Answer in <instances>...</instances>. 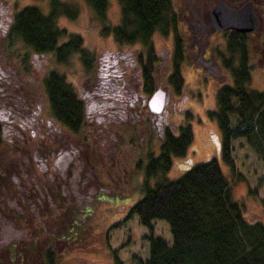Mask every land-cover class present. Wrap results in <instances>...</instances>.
<instances>
[{"label": "trees", "instance_id": "16d2710c", "mask_svg": "<svg viewBox=\"0 0 264 264\" xmlns=\"http://www.w3.org/2000/svg\"><path fill=\"white\" fill-rule=\"evenodd\" d=\"M84 2L90 17L100 22L102 34H109L116 44L137 42L143 46V52H137L141 73V93L135 95L138 103L159 87L153 85L152 66L158 58L149 36L154 30H171L167 82L178 95L183 44L175 32L170 0H117L119 19L114 25L105 22L106 0ZM69 10L73 9L60 0H48L46 13L34 4H24L10 13L7 29L0 27L5 48L13 39L22 47L13 55L15 81H0V88L7 85L2 93L6 102L3 109L12 114L10 130L6 129L7 121L0 119V259L10 264H27L32 259L54 264L53 242L77 241L76 232L86 229L94 198L110 194V187L116 188L108 181L116 174L121 140L135 145L133 136L141 128L148 136L152 130V114L145 105H96L89 109L84 105L90 102L88 96L79 97L63 73L49 66L43 69L40 64L35 67L38 56L63 63L77 53L83 70L95 72L94 79L91 75L87 81L100 80V98L107 99L102 103L124 101L117 91L110 90V96L101 84L105 71L93 70V55L81 46V36L55 24L59 12L73 17ZM227 33L228 57L223 66L228 69V80L218 84L214 109L209 111L220 135L217 152L232 173L228 142L240 138L264 169V87L248 86L245 34ZM235 48L238 60L233 62ZM9 56L4 53L2 58L11 59ZM113 68L108 75L116 80L111 74ZM40 94L47 102L51 121L45 126L50 129L45 134H31L24 118L36 108ZM190 140L188 124H178L174 130L163 125L156 151L145 149L143 162L136 160L142 169V194L130 204L127 214H134L149 232L144 235L146 257L131 264H264V224L243 216L240 204L231 197L230 181L214 158L193 162L174 178L165 176L170 157L183 155ZM235 174V179L240 177ZM149 178L153 179L151 184ZM260 180L264 185V175ZM258 202L264 211V194ZM154 219L167 224L169 243L151 234ZM113 264L120 262L114 258Z\"/></svg>", "mask_w": 264, "mask_h": 264}, {"label": "rangeland", "instance_id": "374dc122", "mask_svg": "<svg viewBox=\"0 0 264 264\" xmlns=\"http://www.w3.org/2000/svg\"><path fill=\"white\" fill-rule=\"evenodd\" d=\"M60 1L74 10H69L74 12V16L69 17L59 12L55 24L64 28L67 33H77L81 36V46L93 55V70L100 72L103 70L105 71L103 75L106 76L109 69L114 67L111 74L116 77V81L118 80V85L111 75L101 81V84L108 89L109 95L111 96L110 90L115 88H119L117 91L125 94L130 88L132 90L134 88L138 94L141 93L139 87L141 73L137 52L142 53L143 46L137 42L130 45L116 44L109 34H102L100 22L90 17L89 8L84 0ZM106 2L105 22L114 25L119 19L118 2L117 0H106ZM170 2L176 19L175 32L182 38L183 44V56L178 63L182 81L180 92L174 95L167 82L168 63L173 45L172 32L154 30L148 40L158 58L152 66V79L153 85L159 86L166 95L164 107L156 118L152 117L153 125L149 136L143 127L137 136H133L135 145L132 144L133 142L126 144L121 140L116 155V174L111 175L108 181L116 188L110 187V194L106 193L94 198L86 217L88 221L86 229L84 228L80 233L76 232L77 241L53 242L54 264H113L114 258L120 264H131L136 258L146 257L147 241L144 235L148 234L149 230L138 223L134 214L128 215L127 209L142 194L140 191L142 169L137 167L136 160L143 162L145 149L156 151L163 125L174 130L178 124L186 123L191 132V140L184 154L170 157L169 168L165 174L167 178H174L193 162L214 158L221 173L230 181L231 197L240 204L243 216L248 220H259L264 224V211L258 202V198L264 194V185L260 180L264 175L261 161L242 139H230L229 155L233 162V170L230 173L218 155L216 143L211 138L214 135L217 141L220 140L215 120L209 111L214 109V93L218 84L228 80L229 72L223 66V61L228 57L225 43L229 34L211 29L207 23L204 0L198 2L170 0ZM253 2L260 17V25L254 32L245 33L249 64L248 86L261 89L264 87V0ZM24 4H34L42 13L48 10V0H0V27L7 29L10 13ZM2 34L3 31L0 30V81L6 80L11 84L15 81L13 68L16 58L13 55L22 47L18 39H13L9 42L8 48H5V38H1ZM3 52L12 58L3 59ZM233 55L232 60L236 62L238 60L236 48ZM36 60L35 67L40 64L43 69L49 66L63 73L65 80L72 84L79 97L83 95L85 98L87 95L90 102H84V105L86 104L89 109L93 108L92 102L107 101L100 98L99 91L103 88L102 85H98L100 80L98 83L87 81L88 76L91 75L94 79L95 72L83 70L77 53L70 54L63 63L49 60L44 56H38ZM116 63L119 65L115 66ZM31 73L34 74L33 71ZM99 76L103 78L101 74ZM6 86L0 88V97L3 96V89L5 90ZM36 101L39 103L36 113L33 115L29 112L26 116L28 128L34 130L31 134L38 132L45 134L50 129L45 123L49 122H46L47 120L51 121L47 102L41 94L37 96ZM5 103L0 102V104ZM34 116L36 120L33 119ZM6 117L7 112L0 106V118ZM56 125L60 126L58 123ZM59 133H63V136L67 135L64 131ZM235 173L240 177L235 179ZM152 182L153 179L149 178L148 183ZM250 188H254L251 193L247 192ZM150 232L169 243L170 235L164 221L152 220ZM0 260L2 264H10L4 262L3 258ZM27 264H42V262L32 259Z\"/></svg>", "mask_w": 264, "mask_h": 264}, {"label": "water", "instance_id": "95a60500", "mask_svg": "<svg viewBox=\"0 0 264 264\" xmlns=\"http://www.w3.org/2000/svg\"><path fill=\"white\" fill-rule=\"evenodd\" d=\"M208 18L213 29H232L237 32H248L257 25V18L252 11V4L249 0L245 1L237 8H230L223 2H216L208 12ZM165 102L164 91L157 87L154 88L146 98V107L151 113H159ZM212 140L217 144L214 137Z\"/></svg>", "mask_w": 264, "mask_h": 264}, {"label": "flooded vegetation", "instance_id": "af4514ba", "mask_svg": "<svg viewBox=\"0 0 264 264\" xmlns=\"http://www.w3.org/2000/svg\"><path fill=\"white\" fill-rule=\"evenodd\" d=\"M188 1H194V2H198V0H188ZM219 1H221V2H223L224 4H226L228 7H230V8H237V7H239V6H241L245 1H247V0H204V8L206 9V18H207V23L209 24V26L211 27V29H213V27L211 26V24H210V22H209V18H208V12H209V9L211 8V6L213 5V4H215L216 2H219ZM251 3H252V11H253V13H254V15L256 16V18H257V25H256V27H255V29L254 30H252L251 32H254L258 27H259V25H260V17H259V15L257 14V12H256V5H255V3L253 2L254 0H249ZM215 30V29H214ZM216 31H220L221 33H223V34H226L227 32H229V31H233V30H230V29H226V30H216ZM250 32V33H251ZM241 33H243V34H245V32H241ZM106 78L107 77H110V75H106L105 76ZM115 84L116 85H118V83H116V80H115ZM72 85V84H71ZM136 85V84H135ZM119 88H115V89H112L113 91H117ZM128 90V89H127ZM136 90L133 88V90L130 88L129 89V91H127L126 92V94H129V101H128V98H127V95L125 94V92H123V93H120V91H117V95L118 96H120L122 99H124V101H121L120 99V102L119 101H116L115 103H114V101H112V102H106V103H96V102H92V104H94V105H145L146 106V103H145V101H146V97L145 98H142L140 101H139V103L137 102L138 101V99L135 97V95L137 94L136 92H135ZM76 92V91H75ZM82 97H84L83 95H82ZM5 97H3V96H1L0 97V99L2 100H0V102H3V99H4ZM132 98V99H131ZM133 99H136L135 100V102L133 101ZM87 103V102H86ZM4 105H6V104H0V106L2 107L1 109H3V106ZM38 105H39V103H37L36 104V108L34 109V110H32V112H31V114L33 113V115L36 113V110L38 109ZM86 105V104H85ZM93 105V106H94ZM4 111H6L7 112V117L6 118H3V120L5 121H7L6 122V125H8V126H6L7 128V130H10L9 129V125L11 124L10 123V120H11V116H12V114L10 113V112H8L7 111V109H3ZM148 111V110H147ZM149 112V111H148ZM149 113H151V112H149ZM152 115H150L151 117H153V118H156L157 116H158V114L159 113H157V114H153V113H151ZM9 116V117H8ZM27 116V115H26ZM35 117V116H34ZM33 117V119H35L36 120V117L34 118ZM0 119H2V118H0ZM28 118H24V121L25 120H27ZM48 121H50V120H47L46 122H48ZM54 122V121H53ZM54 123H56V122H54ZM57 124V123H56ZM12 126V125H11ZM5 128V127H4ZM14 131H16V129L14 130ZM30 133H32V130L30 131Z\"/></svg>", "mask_w": 264, "mask_h": 264}]
</instances>
